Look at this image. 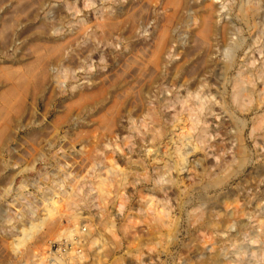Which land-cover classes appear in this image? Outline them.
<instances>
[{
	"label": "rangeland",
	"instance_id": "obj_1",
	"mask_svg": "<svg viewBox=\"0 0 264 264\" xmlns=\"http://www.w3.org/2000/svg\"><path fill=\"white\" fill-rule=\"evenodd\" d=\"M246 1L0 0V264L47 200L50 225L110 238L99 264H264V0Z\"/></svg>",
	"mask_w": 264,
	"mask_h": 264
},
{
	"label": "bare ground",
	"instance_id": "obj_2",
	"mask_svg": "<svg viewBox=\"0 0 264 264\" xmlns=\"http://www.w3.org/2000/svg\"><path fill=\"white\" fill-rule=\"evenodd\" d=\"M228 1V0H227ZM245 2H247L246 0H245ZM250 2H252V1H250ZM258 2H259V0H258ZM257 2V3H258ZM264 3V2H263ZM243 4V3H242ZM242 4H241V6H242ZM245 4V3H244ZM252 4H254V2L252 3ZM251 5V4H250ZM249 5V6H250ZM257 5H259V3L257 4ZM262 5V4H261ZM256 6V5H255ZM255 6H252V8L254 7L255 9H256V7ZM247 7H248V5H246V8H244V7H242V8H244V9H247ZM261 7V6H260ZM263 7V6H262ZM222 8V7H221ZM250 8V7H249ZM252 8H250V11H251V9ZM253 8V9H254ZM243 9V11H245ZM258 10H260L259 8L258 9H256V11L257 12H259ZM221 11V10H220ZM242 11V12H243ZM247 11V10H246ZM245 11V16H247V15H249V14H247L246 15V12ZM249 11V12H250ZM253 11V10H252ZM256 11H254V12H256ZM254 12H253V15H254ZM264 12V11H263ZM225 14V13H224ZM250 14H252V13H250ZM258 15H259V13H258ZM261 15V14H260ZM259 15V16H260ZM241 16V15H240ZM250 16V15H249ZM257 16V15H256ZM264 17V16H263ZM221 18V17H220ZM255 18V17H254ZM253 17H252V19H254ZM186 19V18H185ZM185 19H183V20H185ZM261 19V18H260ZM243 20V19H242ZM250 21V20H249ZM253 22H255L254 20H252ZM251 21V22H252ZM184 22V21H183ZM186 22V21H185ZM188 22V21H187ZM250 22V23H251ZM189 23V22H188ZM246 24V23H245ZM260 24V23H259ZM264 24V23H263ZM182 26H183V24H181ZM256 26V25H255ZM253 27V26H252ZM254 28V27H253ZM232 29V28H231ZM255 29V28H254ZM179 32V31H178ZM233 33V32H232ZM240 33V32H239ZM257 33V32H256ZM255 34V33H254ZM177 35V34H176ZM263 36V35H262ZM179 37V36H178ZM240 37V36H239ZM264 39V38H263ZM237 40V39H236ZM228 42H229V40H228ZM237 43V42H236ZM232 45H231V47L233 48V47H236V44H234L233 45V42L231 43ZM226 45V44H225ZM257 45V44H256ZM229 46V45H228ZM224 47V46H223ZM226 48V47H225ZM231 48V49H232ZM239 48V47H238ZM263 48V47H262ZM247 49V48H246ZM225 50V49H224ZM226 50H228V49H226ZM230 50V49H229ZM228 50V51H229ZM233 50V49H232ZM231 51V50H230ZM228 54V53H227ZM231 54V53H230ZM235 54V53H234ZM229 55V54H228ZM231 55H233V54H231ZM226 58V57H225ZM227 59V58H226ZM232 60V59H231ZM228 61V60H227ZM259 68V67H258ZM242 72V71H241ZM234 77V76H233ZM239 77V76H238ZM264 82V81H263ZM235 84H236V82H234ZM238 85V84H237ZM241 88V87H240ZM243 88V87H242ZM241 90L239 89V88H237L236 89V92L237 93H239ZM235 92V93H236ZM237 93L235 94V95H237ZM243 93V92H242ZM234 94V93H233ZM240 94V93H239ZM258 96V95H257ZM239 99V98H238ZM240 100V99H239ZM197 102V101H196ZM196 121V120H195ZM177 128V127H176ZM200 129V128H199ZM185 138V137H184ZM197 139V138H196ZM185 140V139H184ZM175 142V141H174ZM173 143V142H172ZM177 143V142H176ZM183 144V143H182ZM185 148V147H184ZM170 155V154H169ZM176 156V155H175ZM161 157H163L162 155H161ZM170 157V156H169ZM179 157V156H178ZM160 158V157H159ZM242 159V158H241ZM164 160V159H163ZM182 160V159H181ZM167 161V163H164V165H165V167H167V168H169V169H173V168H175L177 165L179 166V164L176 162L175 163V161H172L171 159L169 160V159H167L166 160ZM184 161V160H183ZM202 166V165H201ZM156 167V166H155ZM162 167V166H161ZM229 168V167H228ZM166 169V168H165ZM178 169V168H177ZM161 170V169H160ZM180 170V169H179ZM145 171V170H144ZM155 171V170H154ZM161 171H163V170H161ZM161 171H159L158 170V179H161V181L163 182L164 181V178H163V176L165 175V173L167 172H161ZM115 172V170L113 169V168H111V167H108L107 168V170H106V173H109L110 175H113V174H115L114 173ZM178 172V171H177ZM122 173H124V172H122ZM121 174V173H120ZM177 174V173H176ZM124 175V174H123ZM204 175V174H203ZM163 179V180H162ZM123 180V179H122ZM105 181H107L105 178H100L98 181H97V183H93L92 185H91V187H93V188H95V186L97 185V187H100V184H104V182ZM165 182V181H164ZM38 183V182H37ZM158 183V182H157ZM63 188V187H62ZM93 188H90V189H92L93 190ZM67 190V189H66ZM65 190V191H66ZM71 190V189H70ZM53 191H54V189H53ZM88 191V190H87ZM60 193V192H59ZM72 193V192H71ZM61 194V193H60ZM96 194H97V192H96ZM57 195H59V194H57ZM89 200V199H88ZM48 202L46 203L45 202V209H44V213L42 214L41 213V215H39V216H34V213L35 212H33V211H31V209H29L28 207V209L27 210H25V211H27V213L26 214H22L23 215V217L24 218H26V220H25V222L23 221L24 220V218L22 219V221L24 222H22L21 224H20V227H19V230H18V233L16 234V238H15V241H12L13 242V245H12V249H13V251H15L16 253H17V259H16V261H14V263L13 264H99L100 262L99 261H101V258H103V254H106V252L107 251H109V250H111V249H109V246L111 247V245L109 244L108 245V241L110 240V238H109V240L106 238V236L103 234V233H93L92 234V230H88V228H87V230H82V227L81 226H83V225H81L82 223H83V221H81V222H74L75 223V225L73 224V226L71 225H69L68 223H70V222H68V220L67 221H65V222H68L67 224H65V225H63L61 228H59V226H58V228H57V226L56 227H54V226H52V225H50V221H52V219H51V216H54L53 214H55V213H53L54 211H53V205H54V202H52L51 200H47ZM26 206H28V204H26ZM212 206V205H211ZM25 207V206H24ZM202 207V206H201ZM196 208V207H195ZM26 209V208H25ZM204 209V208H203ZM208 209V208H207ZM32 212V213H31ZM23 213H25V212H23ZM28 214H31V217H29L28 216ZM36 214V213H35ZM25 215H27L28 216V218L25 216ZM38 215V214H37ZM2 216V215H1ZM51 219V220H50ZM91 221H93V223H94V220H91ZM105 221H107V220H105ZM104 221V222H105ZM52 222H54V221H52ZM56 222V221H55ZM54 222V223H55ZM60 222H62V221H60L59 220V222L57 223V224H59ZM90 222V221H89ZM88 222V223H89ZM103 222V221H102ZM102 222H99V223H97V221H96V223L97 224H101ZM109 221H107L106 223H108ZM110 222H111V220H110ZM53 224V223H52ZM61 224V223H60ZM62 224H63V222H62ZM90 224H91V222H90ZM89 224V225H90ZM111 224V223H110ZM86 225H88V224H86ZM86 225H84V227L86 226ZM88 225V226H89ZM102 225V224H101ZM100 225V226H101ZM112 225V224H111ZM111 225H109L111 228H113ZM166 225V224H165ZM91 226V225H90ZM89 226V227H90ZM95 226H97L96 224H95ZM99 226V227H100ZM103 226V225H102ZM109 227V228H110ZM168 228V227H167ZM59 229H60V231H59ZM84 229H86V228H84ZM91 229H92V227H91ZM100 229H101V227H100ZM114 229H116V228H114ZM97 230V229H96ZM95 230V231H96ZM99 230V229H98ZM111 230V229H110ZM52 232V238L50 239V241H48L49 239H47V243L46 242H42V244H43V246H42V248L43 249H45L44 251H46V254L44 255V254H42L41 256H42V258H41V256H39L40 254H39V251H34V250H36V249H33V248H35V246H36V244H37V242L35 241V240H37V238H39L40 236H42V234H45L46 232ZM101 231V230H100ZM50 232V233H51ZM94 232V231H93ZM97 232V231H96ZM155 232V231H154ZM42 233V234H41ZM196 233V232H195ZM116 234V233H115ZM264 235V232H261V235ZM253 235V234H252ZM46 236V235H45ZM108 236V235H107ZM168 237V236H167ZM261 237V236H260ZM254 239L253 237H250V239ZM257 238H259V237H257ZM46 239H44V241L46 240ZM251 239V241H253ZM107 240V241H106ZM164 240V239H163ZM41 241H43L42 240V238H41ZM55 241V242H54ZM36 244H35V243ZM145 242V241H144ZM163 242V241H162ZM39 243L41 244V242H40V238H39ZM54 243H58V248L56 249V251L55 250H53V252L51 251V245H53ZM110 243V242H109ZM166 243V242H165ZM215 243V242H214ZM213 243V244H214ZM260 243V242H259ZM41 244V245H42ZM164 244V243H163ZM213 244L210 246V245H208V247H210L209 249L211 250L212 249V246H213ZM239 244V243H238ZM120 245V244H119ZM131 245V244H130ZM143 245V244H142ZM152 245H153V243H152ZM38 246V245H37ZM89 246H90V249H88L89 248ZM191 246V245H190ZM40 247V246H39ZM38 247V248H39ZM200 247V246H199ZM208 247H206V248H208ZM239 247H241V246H239ZM37 248V249H38ZM42 248H39V249H41L42 250ZM108 248V249H107ZM112 248V247H111ZM162 248V247H161ZM134 249H136V247L134 248ZM141 250V249H140ZM152 250V249H151ZM206 250V249H205ZM208 250V249H207ZM263 250V249H262ZM137 251V250H136ZM236 251V250H235ZM43 252V251H42ZM129 252V251H128ZM131 252V251H130ZM137 252H139V251H137ZM227 252V251H226ZM60 253V254H59ZM132 253V252H131ZM204 253V252H203ZM201 254L199 257L200 258H202L201 260H203V258H205V256L206 255H204V254ZM57 254H59V255H57ZM108 254V253H107ZM137 254V253H136ZM210 254V253H209ZM225 254V253H224ZM238 254H239V252H238ZM121 255V254H120ZM228 255H229V253H228ZM44 256V257H43ZM194 257V256H193ZM225 258H227V257H224V260H225ZM230 258V257H229ZM232 258V257H231ZM119 260H120V258H118ZM123 259V258H122ZM206 260H208L209 261V263L208 264H213L214 262L210 259V258H208V259H206ZM118 261V260H117ZM204 261V260H203ZM189 262V261H188ZM218 262V261H217ZM232 262H234L233 260H232ZM102 263V262H101ZM119 263H123V262H119ZM127 263V262H126ZM183 263H185V262H183ZM206 263H207V261H206ZM118 264V263H117ZM215 264V263H214ZM229 264H231V262L229 263Z\"/></svg>",
	"mask_w": 264,
	"mask_h": 264
},
{
	"label": "built area",
	"instance_id": "obj_3",
	"mask_svg": "<svg viewBox=\"0 0 264 264\" xmlns=\"http://www.w3.org/2000/svg\"><path fill=\"white\" fill-rule=\"evenodd\" d=\"M58 248V244H56V243H54L53 245H52V247H51V251L53 252V250H55L56 251V249ZM59 249V248H58ZM60 254V253H59ZM59 254H57V255H59Z\"/></svg>",
	"mask_w": 264,
	"mask_h": 264
}]
</instances>
